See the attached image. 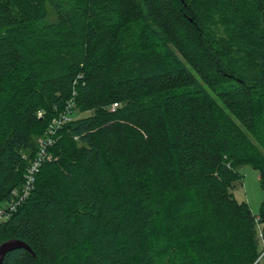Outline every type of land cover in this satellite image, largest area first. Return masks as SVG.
Returning a JSON list of instances; mask_svg holds the SVG:
<instances>
[{"label":"trees","instance_id":"1","mask_svg":"<svg viewBox=\"0 0 264 264\" xmlns=\"http://www.w3.org/2000/svg\"><path fill=\"white\" fill-rule=\"evenodd\" d=\"M70 103L1 264H264V0H0V205Z\"/></svg>","mask_w":264,"mask_h":264},{"label":"built area","instance_id":"2","mask_svg":"<svg viewBox=\"0 0 264 264\" xmlns=\"http://www.w3.org/2000/svg\"><path fill=\"white\" fill-rule=\"evenodd\" d=\"M71 107L72 104H68L65 111L50 122L43 137L37 141V148L31 159L27 160V156L22 155V159L27 161V166L23 175V182L19 188L14 189L11 192L9 199L0 205V223L8 221L17 208L27 200L34 189L36 178L40 172L41 166L53 159V155L50 154V150L57 141L56 135L58 131L64 123L70 120L69 115ZM115 107L116 105H113L111 107V111H114ZM258 235L262 241L264 249V240L260 230Z\"/></svg>","mask_w":264,"mask_h":264},{"label":"rangeland","instance_id":"3","mask_svg":"<svg viewBox=\"0 0 264 264\" xmlns=\"http://www.w3.org/2000/svg\"><path fill=\"white\" fill-rule=\"evenodd\" d=\"M57 138L58 135H56V139ZM50 154L53 155L51 151ZM237 171L241 176V180L239 184H237L232 190L233 196L238 202H245L252 213L257 215L259 212L260 203L264 196L258 180L259 174L255 169L248 165L238 167ZM261 255H263V252ZM257 258L259 259V257L255 258V263L258 262Z\"/></svg>","mask_w":264,"mask_h":264},{"label":"water","instance_id":"4","mask_svg":"<svg viewBox=\"0 0 264 264\" xmlns=\"http://www.w3.org/2000/svg\"><path fill=\"white\" fill-rule=\"evenodd\" d=\"M17 249H25L27 251H30L28 246H26L24 243L18 240L11 239V240H7L1 243L0 244V264L2 263V260L7 253L17 250Z\"/></svg>","mask_w":264,"mask_h":264}]
</instances>
